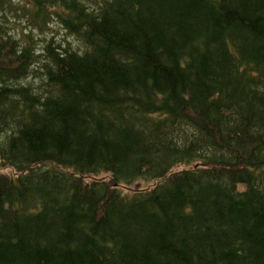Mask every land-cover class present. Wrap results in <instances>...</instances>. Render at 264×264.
<instances>
[{"label":"trees","instance_id":"trees-1","mask_svg":"<svg viewBox=\"0 0 264 264\" xmlns=\"http://www.w3.org/2000/svg\"><path fill=\"white\" fill-rule=\"evenodd\" d=\"M0 264H264V0H0Z\"/></svg>","mask_w":264,"mask_h":264},{"label":"rangeland","instance_id":"rangeland-1","mask_svg":"<svg viewBox=\"0 0 264 264\" xmlns=\"http://www.w3.org/2000/svg\"><path fill=\"white\" fill-rule=\"evenodd\" d=\"M64 34H63V32H61V34L59 35V40H61L62 38V36H63ZM6 172V171H5Z\"/></svg>","mask_w":264,"mask_h":264}]
</instances>
